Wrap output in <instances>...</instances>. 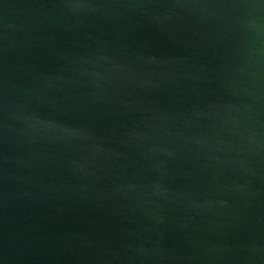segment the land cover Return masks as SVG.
Masks as SVG:
<instances>
[{"label": "water", "instance_id": "95a60500", "mask_svg": "<svg viewBox=\"0 0 264 264\" xmlns=\"http://www.w3.org/2000/svg\"><path fill=\"white\" fill-rule=\"evenodd\" d=\"M0 264H264V0H0Z\"/></svg>", "mask_w": 264, "mask_h": 264}]
</instances>
